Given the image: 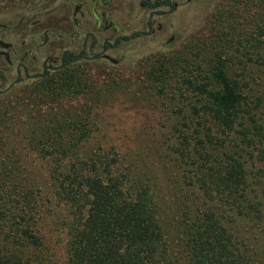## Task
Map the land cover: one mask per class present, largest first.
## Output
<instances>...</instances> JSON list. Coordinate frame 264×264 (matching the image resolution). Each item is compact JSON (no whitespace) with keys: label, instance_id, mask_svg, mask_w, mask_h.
<instances>
[{"label":"trees","instance_id":"1","mask_svg":"<svg viewBox=\"0 0 264 264\" xmlns=\"http://www.w3.org/2000/svg\"><path fill=\"white\" fill-rule=\"evenodd\" d=\"M215 17L213 41L159 55L151 76L177 99L168 151L183 181L171 196L182 203L176 217L150 175L114 144L93 145L85 109L25 132L48 167L65 264H264V0H232ZM70 78L37 94H74L66 88L84 78ZM3 139L0 264H55L46 197Z\"/></svg>","mask_w":264,"mask_h":264},{"label":"rangeland","instance_id":"2","mask_svg":"<svg viewBox=\"0 0 264 264\" xmlns=\"http://www.w3.org/2000/svg\"><path fill=\"white\" fill-rule=\"evenodd\" d=\"M0 1V5H3L2 2L6 1L7 4L8 0ZM126 1L130 6L131 0ZM231 1L192 0L186 6L189 11L187 19L178 21L175 25L178 35H182L178 30L182 27L186 36H178L177 41H173L168 48L163 47L161 41H132L123 51V59L106 62L101 67L94 65V62L88 67L73 66L48 79L35 81L23 90L14 88L3 96L0 101V115L5 116L1 119L9 125H0V139L5 137V150L10 151L12 146L16 147L21 169L32 175L43 190L48 209L43 226L49 235V254L55 264H65L63 248L56 234L58 230L54 228V217L59 207L54 205L55 201L50 194L51 181L46 161L39 151L24 144L27 141L24 138L25 132L35 124L63 119L85 109L94 131L91 137L93 145L114 144L127 162H135L138 169L150 175L159 187L160 200L162 197L166 199L164 206L168 219L176 217L182 203L173 200L171 196L176 193L173 191L175 186H182L183 181L180 180L168 151L171 125L177 118L176 114L170 112L169 107L177 99L161 95L158 91V80H153L151 76L156 73L154 68L159 55L177 53L185 45L194 42L204 44L206 41H213L212 24L215 23V16L219 11L225 10ZM177 17L180 19V15ZM73 69L84 78L83 83L72 84L66 88L73 90L74 94L48 98L37 94L38 89L43 88L47 81L65 79L70 82ZM239 72L243 70L239 69ZM254 84L251 81V85ZM1 119L0 123L3 124ZM240 225L250 234L260 235L259 230L250 227L248 223L241 222Z\"/></svg>","mask_w":264,"mask_h":264},{"label":"flooded vegetation","instance_id":"3","mask_svg":"<svg viewBox=\"0 0 264 264\" xmlns=\"http://www.w3.org/2000/svg\"><path fill=\"white\" fill-rule=\"evenodd\" d=\"M8 0L0 5V101L73 67L123 59L132 41L168 48L192 0ZM1 3V1H0ZM34 4V5H32ZM180 15L179 17H177ZM181 17L183 19H181ZM46 18V20H45Z\"/></svg>","mask_w":264,"mask_h":264}]
</instances>
